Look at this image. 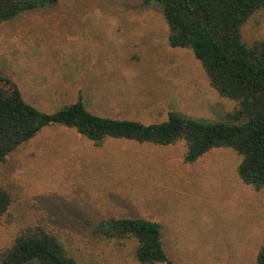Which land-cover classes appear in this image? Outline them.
<instances>
[{
  "label": "rangeland",
  "instance_id": "obj_1",
  "mask_svg": "<svg viewBox=\"0 0 264 264\" xmlns=\"http://www.w3.org/2000/svg\"><path fill=\"white\" fill-rule=\"evenodd\" d=\"M144 0H60L0 23V76L45 114L82 100L90 112L145 125L176 111L222 122L237 102L221 97L190 50L169 45V28ZM264 39V12L242 28ZM184 142L157 146L107 138L97 146L74 128L45 127L0 165L12 223L0 226V256L21 226L41 216L70 235L80 264H139L135 243L94 239L98 224L137 219L161 226L173 264H258L264 189L245 185L242 157L215 148L185 163ZM166 264V263H165Z\"/></svg>",
  "mask_w": 264,
  "mask_h": 264
},
{
  "label": "trees",
  "instance_id": "obj_2",
  "mask_svg": "<svg viewBox=\"0 0 264 264\" xmlns=\"http://www.w3.org/2000/svg\"><path fill=\"white\" fill-rule=\"evenodd\" d=\"M60 0H0V23L52 7ZM162 13L169 28V45L190 50L201 62L212 88L237 107L222 122H201L176 111L166 122L145 125L110 119L90 112L84 102L45 114L29 105L18 84L0 76V165L45 127L74 128L101 146L107 138L157 146L184 142L185 163L193 164L215 148H231L241 157L238 174L245 185L264 189V39L248 46L243 26L264 12V0H144ZM12 197L0 185V226L12 223ZM55 231L41 216L21 226L14 242L0 256V264H80L70 252L68 235ZM94 239L118 246L135 243L139 264H173L161 239V226L145 220L112 219L98 224ZM264 264V247L258 255Z\"/></svg>",
  "mask_w": 264,
  "mask_h": 264
}]
</instances>
